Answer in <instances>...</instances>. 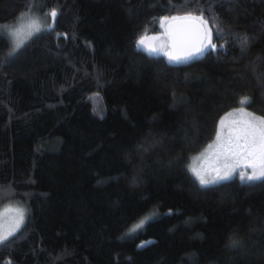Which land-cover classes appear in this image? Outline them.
Masks as SVG:
<instances>
[{
	"label": "trees",
	"instance_id": "obj_1",
	"mask_svg": "<svg viewBox=\"0 0 264 264\" xmlns=\"http://www.w3.org/2000/svg\"><path fill=\"white\" fill-rule=\"evenodd\" d=\"M194 15L215 49L138 46ZM242 97L264 117V0H0V207H27L0 264H264V178L189 168Z\"/></svg>",
	"mask_w": 264,
	"mask_h": 264
},
{
	"label": "snow or ice",
	"instance_id": "obj_2",
	"mask_svg": "<svg viewBox=\"0 0 264 264\" xmlns=\"http://www.w3.org/2000/svg\"><path fill=\"white\" fill-rule=\"evenodd\" d=\"M57 13L53 10L50 16L55 19ZM173 20H196L199 19L202 24H207L202 17H173ZM29 27H34L36 31H39L36 22L33 21ZM18 34V33H17ZM34 34V33H33ZM207 41V43H205ZM242 43L246 44V38H242ZM138 46H145L144 39L138 41ZM175 44L173 50L165 51L164 54L167 56L169 62L180 63L191 60L193 57L202 55L209 48H215L216 46L211 43V32L202 34L200 43L193 49H181L175 50ZM149 52L163 51V48L148 47ZM241 105H250L252 101L247 97H242L240 100ZM242 116L248 117L241 121H233L235 125L234 134L230 132L228 138L225 140L222 136L223 127L228 117L233 116V113H229L227 117L220 121L221 130L217 133L216 143L209 145V149H215L218 160L221 161V166L214 169L215 176L211 178L206 177L200 170L193 167L191 169L194 176L199 181L201 186H207L220 180H227L237 167H246L253 170L252 175L247 176L248 180H257L264 178V118H257L250 113L244 112L243 107L239 110ZM257 169H259L257 171ZM241 179L244 176L241 175ZM19 219L15 220L14 226L11 230L5 231L4 234L0 235V245L4 244L9 240L10 237L15 235L18 230L20 223L22 222L23 215L17 211Z\"/></svg>",
	"mask_w": 264,
	"mask_h": 264
},
{
	"label": "rangeland",
	"instance_id": "obj_3",
	"mask_svg": "<svg viewBox=\"0 0 264 264\" xmlns=\"http://www.w3.org/2000/svg\"><path fill=\"white\" fill-rule=\"evenodd\" d=\"M36 8L37 7L34 6L28 13H26L25 16L19 21V23H16L15 25H12L5 29L6 33L10 36L13 42L12 49H11L12 54L18 52L25 45V43L29 41L32 38V36H34L38 32L36 31L34 27H29V25H31L33 21L36 22V26H38L39 31L42 28V23H41L42 21L38 17L39 16L38 9ZM50 13L48 14L47 18L48 17L52 18L50 16ZM192 17L199 18V16H196V15ZM172 18L163 19L161 23V27H162L161 32L156 33V34L144 35L141 39H144L145 46H139V47L144 48L146 51H148L147 50L148 47H156L158 49L162 47L163 51H158L155 53L149 52V51L148 52L155 54V55H163L167 58L164 52L171 51V46L169 43V36L167 32V24L168 22L173 20ZM45 23L46 22H44V24ZM47 23H48V19H47ZM203 25L206 28V32H209V31L211 32V29L208 23L203 24ZM205 43H207V41H205ZM211 43L216 46V44H214L212 40V36H211ZM215 48H209V50L215 49ZM241 107H243L244 112L250 113L257 118H264V117L257 115L256 113H254L253 111H251L244 105L239 106L236 109L227 112L220 118L219 123H218V129H217V133H218L221 130L220 121L222 119L227 117L229 113L234 114L233 116L228 117V119L225 121V125L223 127V132H222V136L225 140L228 138L230 132L234 134V130L236 126L232 124L233 121H241L244 119H248V117L242 116L240 114L239 110L241 109ZM216 136L214 137V140H212L203 150H201L200 152L196 153L195 155L191 157V160L189 163L190 170L193 167H195L198 170H200L202 174H204L208 178L215 176L214 169L219 168L221 166V161L218 160L215 149H209L208 146L214 145L216 143ZM258 170L259 169H257V171ZM252 172L253 170L251 168H246L243 166L237 167L236 170L233 172V174L228 179L236 175H239L240 177L241 175H243L244 179H247V176L252 175ZM257 180H260V179H257ZM257 180H251V181H257ZM221 181H224V180H220L215 183H218ZM17 211H19L23 215L22 222L20 223L19 228H18L19 230L24 224V222L26 221V217H27L26 205L21 201L11 200V201H8L6 204L2 205V207H0V235L4 234L5 231L12 229V227L14 226L15 220L19 219V217L17 216Z\"/></svg>",
	"mask_w": 264,
	"mask_h": 264
},
{
	"label": "water",
	"instance_id": "obj_4",
	"mask_svg": "<svg viewBox=\"0 0 264 264\" xmlns=\"http://www.w3.org/2000/svg\"><path fill=\"white\" fill-rule=\"evenodd\" d=\"M167 32L171 50H173L175 44V50L179 51L181 49H193L198 46L202 34L206 33V28L198 19L172 20L167 24Z\"/></svg>",
	"mask_w": 264,
	"mask_h": 264
}]
</instances>
